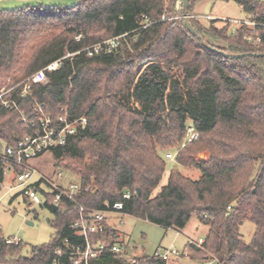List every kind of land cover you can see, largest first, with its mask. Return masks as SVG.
Here are the masks:
<instances>
[{
	"label": "trees",
	"instance_id": "1",
	"mask_svg": "<svg viewBox=\"0 0 264 264\" xmlns=\"http://www.w3.org/2000/svg\"><path fill=\"white\" fill-rule=\"evenodd\" d=\"M176 1L78 0L65 7L0 9V71L13 84L59 61L47 84L33 85L23 98L15 92L17 108L0 101V141L15 145L29 133L20 116L33 115L36 102L53 119L62 107L87 119L65 146L49 152L57 162L70 161L85 191L57 211L44 204L56 230L49 244L25 253L22 242L7 244L0 232V264H54L62 240L82 244L71 229L79 206L103 209L105 202L122 203L129 216L176 231L197 216L208 234L201 248L188 249L201 264L209 254L220 264H264V57L255 56L264 54V27L241 26L233 33L232 22L195 19L192 5L199 0L182 4V20L169 21L167 5L173 12ZM215 1L235 2L247 18L264 23V0ZM99 31L119 44L89 56L86 49L103 41L93 35ZM247 34L260 35L261 42L255 46ZM140 64L147 66L138 74ZM189 126L199 135L185 144ZM168 150L200 178L173 168L163 184ZM205 151L210 158L197 161ZM4 180L0 171V184ZM246 222L255 225L249 243L241 235ZM115 235L108 228L95 239L113 244ZM112 261L107 256L92 263ZM62 262L70 264L65 256Z\"/></svg>",
	"mask_w": 264,
	"mask_h": 264
},
{
	"label": "built area",
	"instance_id": "2",
	"mask_svg": "<svg viewBox=\"0 0 264 264\" xmlns=\"http://www.w3.org/2000/svg\"><path fill=\"white\" fill-rule=\"evenodd\" d=\"M204 19H210L209 16H201ZM234 24L233 33L237 27L249 26L251 28L264 27V23H258L252 19H223ZM246 40L257 46L261 42L260 35H245ZM119 44V39L114 38L106 44L94 45L87 48L89 56L98 53L104 49L111 51ZM59 61L53 62L45 68L39 70L17 86H13L7 92L0 95V101L4 107L17 108L18 102L12 97L16 91L20 90V97H26L30 94L33 85L47 84L49 82L48 74L57 70ZM9 97L3 99V96ZM61 113L56 119H53L46 111L45 105L35 103L33 115L21 113L20 121L25 125L29 133L19 138L15 145H6L0 141V171L4 178L10 175L13 179V185L9 191L19 190L21 195L32 205L50 204L59 208L63 201H75L85 189L82 188L80 179H70L66 177L63 171H57L51 178L41 174L33 166L32 162L41 158L52 149L65 146L68 140L77 135L80 129L87 125L85 116L79 118L72 117L67 107L60 109ZM198 133L192 126L188 127L187 142H191L198 137ZM184 144V145H185ZM183 145V146H184ZM166 158L169 161H175L176 153H167ZM38 176V180H33ZM39 183V186L37 185ZM3 184V183H2ZM0 184V188L2 187ZM87 190V189H86ZM130 192H125L124 199H130ZM129 217L123 211V204L116 203L110 205L105 202L103 209H86L79 206V218L71 225L75 236L82 240L81 245L70 243L67 239L62 240V247L56 251L54 264H65L62 257H68L70 264H93L92 262L102 260L107 256H113L116 261L108 264H150L154 261L168 264L170 261L177 260L181 254L177 250L158 249L152 257L143 256L141 258L130 257L127 250L117 236L115 235L114 243L109 244L102 239L95 237L107 232L108 228L113 229L116 234L118 225L125 224V219ZM206 236L203 238H188V248H201ZM19 239L6 238L7 244L18 245ZM187 248V249H188ZM189 249L185 250L182 256L190 259ZM202 264H220L214 257H208Z\"/></svg>",
	"mask_w": 264,
	"mask_h": 264
},
{
	"label": "rangeland",
	"instance_id": "3",
	"mask_svg": "<svg viewBox=\"0 0 264 264\" xmlns=\"http://www.w3.org/2000/svg\"><path fill=\"white\" fill-rule=\"evenodd\" d=\"M77 2L78 0H0V9L14 10L25 6L35 7L41 4L44 6L55 5L65 7L74 5ZM182 4V0H177L173 12L170 3L167 5L166 17L169 18V21L182 20L184 18ZM192 8L194 13L191 11V17H195V19L201 18V16H209L218 20L247 18L243 9L232 1L199 0L192 5ZM93 35L103 38V41L96 45L106 44L107 46L114 39L104 37V31L95 32ZM76 39L79 40L80 37ZM189 48L191 49V47ZM146 66V64H140L137 67L138 74H141ZM170 69L172 74L180 76L181 69L179 67L172 65ZM18 84H13L10 75L4 71H0V95ZM6 95L2 98L5 99L10 94L7 93ZM133 106L137 107L135 104ZM171 152L177 153L168 150L166 154ZM209 158L210 154L207 151L200 152L196 155L197 161L208 160ZM166 162L167 171L163 184L166 183L169 171L173 168L179 169L183 175L194 180L199 179L201 176V173L195 168L180 166L176 161H169L167 159ZM32 164L41 174L49 178L57 171H63L69 180L73 178L79 179L69 169L71 168L69 160L57 162L50 153H46L41 158L33 161ZM38 179L39 177L36 176L33 180L36 181ZM12 183L13 179L8 175L0 188V232L5 238L21 240L26 253L32 247L49 244L55 239L56 230L51 226V221L54 220V214L44 204H30L21 195H18L19 190L10 192L9 188L13 185ZM200 223L197 216L194 215L184 230L176 231L129 216L125 219L124 225H118L117 234L119 235V241L122 242L130 257L141 258L144 255L152 257L158 249L162 248L177 250L181 254L179 259L170 261L168 264H201L200 262L194 261L192 253H190V259L182 256L183 252L188 250V238L198 239L208 234V227L204 225V228L203 224L201 223V225ZM254 232L255 225L251 222H246L241 227L242 239L246 243L251 241ZM209 257H212V255L209 254Z\"/></svg>",
	"mask_w": 264,
	"mask_h": 264
},
{
	"label": "water",
	"instance_id": "4",
	"mask_svg": "<svg viewBox=\"0 0 264 264\" xmlns=\"http://www.w3.org/2000/svg\"><path fill=\"white\" fill-rule=\"evenodd\" d=\"M189 2H190V0H182V3H183V5H184V7L185 8H188L189 7ZM185 24H186V27L188 28V30L193 34V35H195V36H197V32L195 31V29L191 26V24H190V22H189V16H187V15H185ZM200 40H201V37H198ZM204 43V42H203ZM204 45H206L205 43H204ZM211 50H213V51H217V50H215V49H213V48H211V47H209ZM225 56H229V55H227V54H225ZM242 56H245V55H233V56H231L232 58H240V57H242ZM255 56H259V57H264V54H255ZM161 111H162V114H163V108H161ZM136 192H137V194L139 195L140 194V192H141V190H140V188H137V190H136ZM57 207H53V211H57Z\"/></svg>",
	"mask_w": 264,
	"mask_h": 264
},
{
	"label": "crops",
	"instance_id": "5",
	"mask_svg": "<svg viewBox=\"0 0 264 264\" xmlns=\"http://www.w3.org/2000/svg\"><path fill=\"white\" fill-rule=\"evenodd\" d=\"M199 223H200V221H199ZM201 224V223H200ZM202 225V224H201ZM203 227L205 228V226L203 225ZM118 233V231H116V236H117V238L119 239V235L117 234ZM144 256H147V255H144Z\"/></svg>",
	"mask_w": 264,
	"mask_h": 264
}]
</instances>
